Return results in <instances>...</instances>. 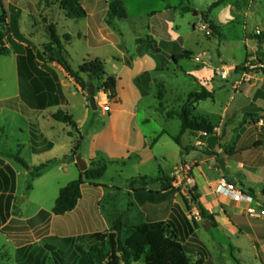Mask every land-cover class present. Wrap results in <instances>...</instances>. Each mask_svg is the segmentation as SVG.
Returning <instances> with one entry per match:
<instances>
[{
    "label": "crops",
    "instance_id": "crops-1",
    "mask_svg": "<svg viewBox=\"0 0 264 264\" xmlns=\"http://www.w3.org/2000/svg\"><path fill=\"white\" fill-rule=\"evenodd\" d=\"M22 1L20 5L25 6L26 9L31 5L30 0ZM112 1L114 0H91L86 4L85 0H82L83 7L87 11V17L79 20L81 22L79 23L81 24V29L76 34L71 35L74 37V40L84 42L90 49L85 52L83 60L86 58H100L104 60L95 50L105 43H108L109 38L113 39L115 37L114 32L118 31L109 22H115L118 19L110 14L109 4ZM42 2L43 9L41 7L33 10L31 12L32 14H38L40 12H43V15L47 14L43 19H47L49 23H53L50 20V16L55 11H61L65 16L64 12L58 6L45 8L44 0ZM123 2L126 7L124 0ZM16 5L18 6V4ZM40 9L42 10L40 11ZM163 11L160 14L163 15V18L171 17L173 8L171 5H166ZM22 13L23 11L21 10L20 14L22 15ZM6 14L7 23L9 24L11 32H13L15 30L12 28V24L17 19L13 18L12 13L6 12ZM154 14L155 12L151 16V25L147 27L149 31L147 38L152 42L155 41V35L160 34L155 28L157 26L153 25L154 21H159L157 19L158 16ZM126 20H130L129 14ZM48 24L45 23L46 28ZM17 29L22 34L19 23L17 24ZM22 35L24 36V34ZM24 37L27 42H21L15 37L13 38L19 45V50L13 48L11 44H8L12 49L11 54L0 57V104L5 102L9 103L5 106H0V118L2 116H6V119L11 118L17 125L15 119L22 117L25 130L21 126H16L15 128L27 135L25 143L17 144L15 153L9 152L5 147L0 145V160L5 165L10 166L16 175L15 187L12 189L4 188L3 190L0 188V198L3 195L4 209L10 213L9 221L20 219L28 222V220L18 218L19 216L16 214L17 199L19 198V174L12 164L13 160L16 161L15 156L19 154L31 169L54 161L55 163L46 169L49 170L53 165L57 164V158H48L45 161L42 158L49 153H54L58 136L62 131L73 139L68 151L70 154H67V157L78 167L76 158L71 157L76 140L70 133L75 132V130L67 124L54 120L53 115L59 110L71 114L69 109L74 102L73 98H80L81 106L84 108L83 118L76 119L74 115H71L76 121L78 130L82 136L84 124L88 121L92 123L93 119H91L89 99L85 90L59 64L50 62L43 57L42 46L44 44H36L31 38ZM74 40L70 44H67L66 48L72 46ZM138 40H140V37L136 39V52L134 54H130V51L126 49V51H122L123 58L116 59L122 63V67L119 70L116 68L114 71L108 72L106 64L107 77L113 76L116 80V93L115 98L112 100V102H115V107L112 108L111 106V111L109 112L111 114L106 124H102L98 129L86 134L85 137L83 136L84 140L82 142L81 152L83 153L87 149L85 160L88 164V169L95 167L94 163L100 159L105 163L122 161L123 166L131 162L136 164L137 167L142 168L144 172H139L136 176H129L127 180H130V182L141 177H148L153 180L150 185H160L159 179L167 176L174 179L173 186L179 189L177 183L180 180L183 186L186 185L185 190L188 194L190 189H194L195 193L199 196V204L211 218V220H203L199 216L200 212L194 216L198 221V228L195 230L198 237L200 238V231L209 233L215 243L216 256L211 254L213 264L229 261L225 257L223 250L228 251L229 255L236 261L238 260L234 253L244 263L264 264V218L257 219L249 217L246 214L247 203H236L231 198L217 192L219 181L222 178L228 179V177H232L238 186H243L245 193L251 194L256 198L264 191V127L259 126L258 121L255 123L252 121L254 113L250 114L246 111V108L254 110L258 107L255 110L257 111L255 113L260 114L256 117L258 120L264 114V109L261 110L264 104V94L261 95L260 92H254L250 85H248L250 88L246 86L241 93L246 95V102H244L241 109L236 112H231V106H229L230 104L228 102L222 110L220 120H213L208 112L203 110L199 111V109L205 104H210L209 106L213 108L218 104L216 90L213 84L214 80L210 81L205 77L203 79H197L193 76L197 88H194L186 96V102L191 93H196L202 88L213 93V98H208L205 101H200L195 104L194 114L207 118L216 127V130L213 136H206L200 132H186L181 136V145H178L173 138L179 136L182 122L178 114L175 113H179L186 102L178 112L165 110L162 102L165 101L167 92L164 90L162 92V102L154 106L158 118H161L160 123L154 120L156 124L153 125L152 105H148L143 116L140 114L141 105L147 98L157 97L160 100L159 93L161 91L157 89L161 84L164 86V82L160 79L159 75L169 66V63H166V59L158 54L156 44L152 49L142 42L139 43ZM182 48L192 51L195 54L191 49L184 46ZM83 78L86 82L91 81V83L95 84V80H92L87 75H84ZM138 79L141 80L138 82ZM126 89H129L127 93L125 92ZM233 100L235 101L236 97L232 96L230 101ZM239 113L241 116L238 117V123L233 124L232 120L234 116ZM106 114L103 113L104 116ZM175 118L180 123L171 130L170 122L175 120ZM52 120L58 124L66 125V127H62L60 131L58 130V124L53 125L54 123H50ZM5 125V122H0V135L5 134ZM68 127L73 130H70ZM1 139L0 137V141ZM89 139L91 141L89 146L86 147V141ZM105 143L108 145L106 146ZM186 148L188 151H184ZM23 151H28L29 158H23L21 156ZM220 158H224L226 161V172L219 166ZM188 167L191 168L189 172H178V170ZM26 171L31 176L30 171ZM45 171L39 177L32 179L35 182L45 179L47 176L45 175ZM81 173L80 171V176ZM185 181L186 183H184ZM150 185L147 186L148 191L153 190ZM102 187L103 184L97 182V180L85 181L82 186V198L78 206L74 211L64 216L74 214L81 208L90 207L93 194L97 189ZM159 189L160 186H158L157 190ZM60 190L61 188L58 191L60 192ZM128 190L129 195H132L131 198L136 200L139 206H142L140 207L141 214H144L145 222L167 220L174 205H179L189 220L193 218V216H189V210L186 205L185 209L179 202L174 201L175 196L180 194L181 189L176 192L161 194L163 200L167 197L171 198L168 208L163 213L160 205L156 204L159 197H155L156 201L151 202L150 197L145 193L132 190L130 185ZM139 198H141V201ZM100 201L98 199L97 204L100 205ZM9 203L10 207H8ZM129 207H135L133 202ZM42 213V210L39 211L33 217V220L39 217L42 218ZM53 216L55 215L53 214ZM120 217L123 218L127 226L139 225L135 224V220L138 217L136 218L129 209L127 212L120 214L118 218ZM115 218L117 217L111 216V218L99 222L107 227ZM42 220L43 218L36 223L40 228L42 226ZM52 220L53 217L51 215L46 221L50 223L49 227L45 229L48 230V236L71 238L97 233V230H95L91 233L79 232L78 234L62 235L51 225ZM206 221H209L208 226L205 224ZM46 222L43 224L44 226ZM30 232H34L32 226L30 227ZM200 240L203 242L201 238ZM33 243L17 247L18 252L27 248V246H31ZM23 259L24 261L19 264H29L31 262L30 257L26 258L23 255L21 260ZM17 261L19 260L17 259Z\"/></svg>",
    "mask_w": 264,
    "mask_h": 264
},
{
    "label": "rangeland",
    "instance_id": "rangeland-1",
    "mask_svg": "<svg viewBox=\"0 0 264 264\" xmlns=\"http://www.w3.org/2000/svg\"><path fill=\"white\" fill-rule=\"evenodd\" d=\"M31 6H21L22 0H0V15L4 12L13 14V18L17 19L12 24V28L15 30L19 23V28L22 34L27 38H31L36 44H46L50 42V34L46 28L44 19L47 14L43 15L41 12L38 14H32L33 10L38 8L43 9L42 0H30ZM91 0H85L88 4ZM126 3L127 11L130 20H118L115 22L109 21L113 24L118 31L114 32L115 37L109 38V42L105 43L95 52L102 57L107 64V71L112 72L116 68L119 70L122 67V63L116 59H121L122 51L129 50L130 54L136 52V39L140 37V41L152 49L155 44L156 49H160L159 55L163 56L166 63H169L166 69L160 73L159 77L164 82V86L161 84L158 86V91L167 92L165 101L158 99L157 97H149L140 108L141 116L144 115V111L148 105H152L151 113L153 114V125L155 121L160 123L161 118H158L154 106L163 104L165 110L174 112L180 111V108L186 102V96L197 88L193 76L195 78L203 79V77L214 80V88L218 99V104L213 108L208 104L202 106L200 110L206 111L212 116L213 120H220V116L223 108L228 104L231 112H236L241 109L244 102H246V95L241 94L243 88L248 85L254 90V92H260L264 94V41L260 43L259 37H257V31L260 30L264 33V0H224L221 5L211 10L208 14V21H204L203 14L207 13L209 8L220 0H124ZM13 2V4H12ZM18 4V6L16 5ZM166 5H171L173 8L172 16L163 18L162 12ZM19 7V8H18ZM22 15L20 14L21 10ZM40 9V11L42 10ZM186 9V11L184 10ZM153 12L158 16L159 21H154L153 25L156 30L160 32L159 35H155V41L152 42L147 38L149 31L147 27L151 25V16ZM154 14V15H155ZM15 15V16H14ZM50 16V15H49ZM50 20L57 26L58 33L63 36L66 33L76 34L81 29V22L79 20H71L66 18L61 11H55L50 16ZM211 22L217 27V32L211 28ZM7 34L9 39L14 38V32ZM113 31V30H112ZM151 34V33H150ZM14 40V39H13ZM186 47L195 52L193 59H183L179 63L170 60L168 56H172L173 51L178 48ZM69 57L68 61L74 70L82 64L83 56L85 52L90 49L86 44L80 40H74L72 46L67 48ZM97 55V56H98ZM200 56V61H196V57ZM43 58V57H42ZM89 59V58H86ZM224 71L229 72L228 79H222L220 74ZM217 72V73H216ZM237 81V83H235ZM97 90L100 89L101 83L95 79ZM245 85V86H243ZM250 88V87H249ZM129 89H126L127 93ZM72 92V90H71ZM87 94V91H85ZM165 92V93H166ZM70 97L71 94H69ZM236 97V100L230 101L231 97ZM88 97V95H87ZM73 98V97H72ZM131 98V97H130ZM69 112L76 117V119H82L84 116V108L81 106L80 98H73ZM89 99V97H88ZM115 102L111 103L112 108L115 107ZM222 104V105H221ZM258 106V105H257ZM258 108V107H257ZM254 110L246 108L252 116V121L257 122V118L260 114L255 113ZM90 115L93 122L88 121L84 124L82 133L85 137L86 134L93 132L106 124L111 113L103 115L102 109L98 107L94 111L91 107ZM248 109V110H247ZM264 109V104L261 110ZM149 110V109H148ZM150 112V110H149ZM240 113L234 116L232 120L233 124L238 123V117ZM249 118V117H248ZM247 119V117H246ZM155 120V121H154ZM247 121V120H246ZM0 122H5V134H1L2 138L0 145L5 147L9 152L15 153L17 144L25 143L27 135L21 133L16 126L25 128V124L22 117L15 119V122L10 119H6V116L0 118ZM50 123L57 125V122L53 120ZM171 130L178 125V119L171 121ZM58 130H62V127L66 125L58 124ZM50 126V125H47ZM70 130L72 128L68 127ZM25 130V129H24ZM73 139L67 136L61 131L56 142V150L54 153H49L43 156L42 160L48 158H57L55 165L49 170L45 171V179L35 182L30 175L27 174L26 169L18 162L12 161L18 171V199H17V216L28 220L26 226H32L34 232H31L33 244L27 246L18 252L17 245L13 240L8 238L7 235L0 233V264H19L22 256L26 258L30 257L31 262L29 264H77L78 254L74 249V245L78 242V237H71L68 242H64V247H59L56 244V250L54 252H48L45 250V238L48 237L45 230L49 227L50 223L46 222L52 215L53 220L51 225L60 234L71 235L80 233L96 232H108L111 230L112 223L118 219L119 215L130 212L138 219L135 220V224H141L145 222L144 214H141L142 206H139L136 200L132 199L129 195L130 180L129 176H136L139 172H144L136 164L128 162L126 166H123L122 161H114L111 163H105L103 160L95 162V167L100 168L107 164V171L104 177L97 182L103 184L102 188L96 190L91 198L90 207L81 208L74 214L55 217L53 216V207L55 200L59 193V188L67 186L70 182L78 180L80 178V171L78 167L70 161L67 157L70 143ZM76 140V139H75ZM90 139L86 141V147L89 146ZM107 146L108 144L105 143ZM176 147V146H175ZM85 152H80L83 159H85ZM23 158H29L28 151H23ZM154 170V169H151ZM28 186H31L29 190ZM153 190H157L159 184L150 185ZM177 187L181 189L180 194L175 196V200L179 202L185 209V200L191 201L188 192L185 190L186 185H182L180 180L177 183ZM100 199V205L97 204V200ZM167 197L165 200H160L156 204L160 205L162 213L168 208L169 200ZM141 201V198H139ZM96 202V204H95ZM133 202L135 207H129ZM43 211L41 217L43 218L41 228L36 223L42 219L37 218L33 220V217L41 210ZM90 209V210H89ZM143 209V208H142ZM189 210V209H188ZM189 216H195L199 213L195 205H192L191 210L188 211ZM128 214V213H126ZM49 215V216H48ZM116 216L109 226H104L101 220ZM32 219V220H31ZM30 220V221H29ZM124 221V220H123ZM46 225L44 226L43 224ZM101 223V224H100ZM126 225V223L124 222ZM37 227H36V226ZM132 226H128L130 228ZM129 231H124L122 238L127 237ZM200 238L206 244L211 254L216 256L214 241L209 233L200 231ZM60 240L65 238H59ZM40 240V241H38ZM106 243V242H105ZM104 243V244H105ZM225 252V257L229 261L216 264H248L240 260V257L234 253L236 260L229 255V252ZM17 259L19 261H17ZM36 260V261H34ZM196 260V257H192V263ZM137 264H144L143 261ZM254 264V263H249Z\"/></svg>",
    "mask_w": 264,
    "mask_h": 264
},
{
    "label": "trees",
    "instance_id": "trees-1",
    "mask_svg": "<svg viewBox=\"0 0 264 264\" xmlns=\"http://www.w3.org/2000/svg\"><path fill=\"white\" fill-rule=\"evenodd\" d=\"M223 1L220 0L214 3L208 12L203 14L205 22L208 21V14L211 10L221 5ZM44 6L45 8L58 6L64 12L66 18L71 20H81L87 17V11L83 7L82 0H44ZM109 8L110 14L115 18L119 20L128 19V12L123 0L112 1L109 4ZM184 10L186 11V9ZM44 22L46 24L49 23L47 19H44ZM210 25L217 32V27L212 22ZM9 30L11 29L7 23V14L4 12L0 15V57L11 54L12 49L8 44H11L17 50L20 49L15 40L13 38L9 39L7 36L10 32ZM47 30L50 34V42L42 46L43 57L50 62L59 64L83 90L87 91L91 84V81L86 82L83 78L84 75H87L92 80L97 79L101 83L100 89L109 90L112 98H115L116 80L113 76L107 77L106 62L100 58H89L82 62L78 70H74L68 61L69 54L66 49V45L70 44L74 37L71 34L61 36L54 23H49ZM14 36L21 42H27L17 28ZM257 37H259L260 43L264 41V33L257 34ZM138 42L141 43L140 40ZM194 56L195 54L192 51L184 50L183 48H178L172 54L173 61L176 63L183 59H193ZM140 80L138 79V82ZM159 96L162 100L163 93L160 92ZM208 98H213V93L202 88L196 93H191L181 111L175 113L178 114L182 122L179 136L173 138L176 144L181 145V136L186 132H200L206 134V136L215 134L216 127L207 118L194 114L195 104ZM7 104L9 103L5 102L0 104V106ZM53 119L67 124L75 130L70 135L76 139L71 152V157L76 158L84 140L78 130L76 121L71 114L63 110L55 113ZM184 151H188V149L186 148ZM15 159L26 170L30 171L32 178L39 177L55 163L51 161L31 169L19 154L15 156ZM106 171L107 164L100 168H90L82 172L78 180H74L63 187L56 199L52 211L53 214L55 216H64L74 211L82 198V186L85 181L100 180L104 177ZM151 182H153L152 179L141 177L132 180L130 188L137 192L145 193L150 197L151 202L156 201L155 197H159L158 201L162 200L161 194L163 193L179 191L173 186L174 179L171 177L164 176L159 179V190L148 191L147 186ZM15 185L16 175L14 170L0 160V188L2 190L4 188L12 189ZM28 188L30 189V186ZM251 192L253 191L251 190ZM189 196L191 201L185 200L184 202L187 209L191 210L192 205L199 203V196L194 189L189 190ZM10 203L8 207H10ZM4 207L2 195L0 198V232L7 235L18 247L32 243L33 239L29 227L25 224L26 222L20 219L9 221L10 213L6 212ZM199 216L203 220H211L203 208ZM197 228V219L193 217L189 220L179 205L172 207V212L167 220L144 222L130 228L124 224L123 218L120 217L112 223L111 230L108 232H97L78 237L79 241L74 245V249L78 254L77 264H137L141 261L144 264H213L209 249L195 233ZM124 231H129L125 239L122 238ZM69 240V238L60 240L58 237L48 236L45 238V250L54 252L56 250V244L54 243L63 248L65 246L64 242ZM192 257H196L193 263Z\"/></svg>",
    "mask_w": 264,
    "mask_h": 264
},
{
    "label": "built area",
    "instance_id": "built-area-1",
    "mask_svg": "<svg viewBox=\"0 0 264 264\" xmlns=\"http://www.w3.org/2000/svg\"><path fill=\"white\" fill-rule=\"evenodd\" d=\"M260 34L261 31L256 32ZM196 61H200V57L195 58ZM222 79H228L229 72L224 71L220 74ZM98 107L102 109L103 113H109L111 111V102L113 100L111 92L105 89H99L95 96ZM258 125L264 127V114L259 118ZM206 135V134H204ZM190 167L180 169V171L189 172ZM217 192L231 198L236 203H247L246 214L252 218H264V204H262L258 198L251 194L245 193L236 183L230 182L227 178H222L217 185Z\"/></svg>",
    "mask_w": 264,
    "mask_h": 264
},
{
    "label": "water",
    "instance_id": "water-1",
    "mask_svg": "<svg viewBox=\"0 0 264 264\" xmlns=\"http://www.w3.org/2000/svg\"><path fill=\"white\" fill-rule=\"evenodd\" d=\"M157 51H158V52H161L160 49H157ZM168 58H169L170 60H173V57H172V56H168ZM87 95H88V97H89V105H90V107H91L94 111H96V110L98 109V105H97V102H96V99H95V96H96V86H95L93 83H91V84L89 85V88H88V90H87ZM76 162H77V165H78V167H79V169H80L81 172H85V171L88 170V164H87L86 160L83 159V157H82L81 154H78V155H77V157H76ZM219 166H220V168H221L224 172L227 171L226 161H225L224 158H220V159H219ZM228 180H229L230 182H232V183H235V181L232 179V177H228ZM184 183H186V181H185ZM239 187H240L242 190H244V187H243V186H239ZM258 200H259L262 204H264V194H263V193L260 194V195L258 196ZM196 208L198 209L199 212L202 211L201 205H200L199 203L196 204ZM205 224L208 226V225H209V221H206Z\"/></svg>",
    "mask_w": 264,
    "mask_h": 264
}]
</instances>
